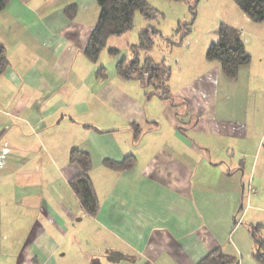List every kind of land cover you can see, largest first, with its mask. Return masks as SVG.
<instances>
[{"label": "crops", "instance_id": "0c3cea01", "mask_svg": "<svg viewBox=\"0 0 264 264\" xmlns=\"http://www.w3.org/2000/svg\"><path fill=\"white\" fill-rule=\"evenodd\" d=\"M58 1L10 0L0 12V47L9 63L0 76V264H56L64 242L61 257L68 255V235L58 232L64 223L55 224L44 199L50 232L43 231L36 202L39 183L42 197L52 195L56 175L69 189L66 199L80 206L69 186L79 174L69 163L73 147L91 158L99 209L92 217L94 236L84 237L97 246L78 250L71 263L198 264L220 250L238 264H259L248 226L261 225L264 238V156L257 155L264 150L263 59L255 86L252 60L229 81L205 59L191 75L178 72L180 82L169 77L167 99L112 73L101 79L90 72L81 87L73 65L99 8L95 0H70L78 10L72 21L63 11L69 1ZM243 16L247 21L236 14ZM227 25L239 31L245 47L240 25ZM69 94L75 100L71 114L65 112ZM74 115L84 120L69 122L80 138L65 143V121ZM127 157L128 169L104 164ZM69 208V221L79 223ZM23 219L35 224L36 236L7 235Z\"/></svg>", "mask_w": 264, "mask_h": 264}, {"label": "rangeland", "instance_id": "374dc122", "mask_svg": "<svg viewBox=\"0 0 264 264\" xmlns=\"http://www.w3.org/2000/svg\"><path fill=\"white\" fill-rule=\"evenodd\" d=\"M64 1L65 3L69 1V3L63 8L65 14L66 6L69 4L73 5L74 2L70 0H59L58 2L63 4ZM146 2L149 5V10H147L149 16L148 20L144 19L138 12L135 13L132 28L126 34L120 37L112 38V43H110L111 39L108 40L105 49L101 52L96 63L93 64L89 62L83 55L76 56L73 68H75L74 71L77 72V74L81 72L80 76L76 75V78L79 77L80 81L82 80L80 84L81 87L85 86L90 72H93L95 75L100 68L104 69L105 77L107 79H109L111 73L116 74V63L119 60L128 59L130 57V47L138 45L139 34L147 28H154V30L157 31L153 36L154 46L148 52L141 53L139 58L141 61L145 58H149L156 63L163 62L170 70V80L179 81L176 79L178 72H180V76L181 74L184 76L189 75L190 73L193 74V72L195 73L199 71V69L201 70L208 47L216 41L215 32L218 29V26L221 23L227 25V20L240 25L242 31L241 36L246 47V52L251 56L252 60L249 78H251V76H255L257 71L256 68L259 67L262 59L264 61L263 25L252 23L249 20L246 21L244 16L241 17V19L237 18L236 14L242 16V13L238 10L234 0H198L196 18L192 25V31L184 37L181 34H177L176 31L179 26H181L182 31H184V27L191 22L190 6L194 4V0H188L186 2H175L171 0H146ZM53 7L56 8L57 6L53 4ZM67 9H69L67 11V16L74 13L77 15L78 10L76 6H71ZM74 19L72 21H75ZM244 21L246 23H244ZM260 35L263 36L262 40ZM110 49L117 50L118 55L116 57H111L109 55ZM255 83L256 80L254 77L252 85L255 86ZM74 101L75 100L72 98L71 94H69V98L65 95V112H69L68 114L73 112ZM81 119L82 118H79L78 115H74V117L72 116L71 121L70 119L65 121V125L67 124V126H65V143H72V141L80 138V133L78 135L73 126L77 125V123H83L84 120L81 122ZM69 122L74 125H69ZM85 127H90L87 122H85ZM259 151H261L263 157L264 150H258L257 155ZM245 167H251V159L246 161ZM52 186L53 194L44 193V197H42L40 193L42 191V185H40V183L38 185L37 189L39 193L36 204L38 206L37 215L39 220L36 222H38L43 231H47L48 233L50 232V227L45 226L46 223H50L49 218L46 217V215L44 216L43 211L41 210L43 207V200L45 199L47 209L52 208L53 215H56L53 218L55 220V224L61 226L60 220L64 223V225L60 228L64 234L63 232L58 231L59 234L61 233L63 236L66 232L68 235L67 240L70 241L68 246H66L68 248V255L61 257V255L65 252L64 242L62 245L64 247H62L59 253H56L54 256L55 263L73 264L71 263L73 261L71 256L73 255V257H76V253L80 252L78 250L82 249L81 253H85L94 250L93 248L97 246L93 243L86 244L84 239L86 236H94L95 224L93 223V218L90 216L81 218L84 213H80L81 211L78 202L73 197L75 202L73 200L72 205L66 199L68 198V193L66 191L69 189H66V184L64 186L62 180L56 175L52 179ZM62 188H65V194L62 193ZM61 202L65 203L63 206L64 208L62 207ZM65 208L66 210H64ZM68 208L71 210L72 215H74L77 219H81L79 223L75 222L73 225L69 221V217L67 215ZM22 214L24 215V211ZM58 216H60L59 219L57 218ZM65 224H67L68 230L65 228ZM12 227L6 229L7 235L19 233L21 235L26 234L27 237H34L37 233L35 230V224L30 225V221L25 219H23L22 222L20 221L18 225L14 224ZM53 234H56L55 231ZM53 239L55 240V245H59L61 243L60 237L56 236ZM75 262L76 260L74 263Z\"/></svg>", "mask_w": 264, "mask_h": 264}, {"label": "trees", "instance_id": "16d2710c", "mask_svg": "<svg viewBox=\"0 0 264 264\" xmlns=\"http://www.w3.org/2000/svg\"><path fill=\"white\" fill-rule=\"evenodd\" d=\"M175 2H186L188 0H171ZM197 1L190 6L191 22L184 27H178L176 33L183 37L192 31V25L196 18ZM10 0H0V12L8 5ZM238 9L255 24L264 23V0H234ZM99 8V14L93 31L84 49V57L91 63H96L101 52L105 49L107 42L112 37H120L126 34L133 26L135 13H139L144 19L148 20L147 10L149 5L146 0H95ZM65 8V15L69 7ZM75 13L67 16L70 20L75 18ZM157 31L144 29L139 34L138 45L131 46V55L127 59L119 60L116 63V75L125 80H134L145 84V87L154 93H159L160 97L167 99L169 95L170 70L163 62L156 63L149 58L141 61L140 54L148 52L153 46V36ZM216 41L212 43L205 54L208 62L219 65L222 75L229 81L237 78L239 69L247 66L251 62V56L246 52L240 39L239 31L225 24H220L215 32ZM173 45V44H172ZM111 57H116L118 51L109 50ZM9 66L5 51L0 47V76L5 73ZM98 78L105 79L104 69L100 68L96 73ZM69 163L79 168V174L69 180V186L75 194L84 213L94 217L99 209L98 200L89 178L92 169L90 156L73 147L69 151ZM131 158L120 164L105 161L104 164L110 169H128L131 167ZM249 233L253 239L254 250L253 258L259 264H264V238L262 226H248ZM198 264H238V260L230 255H224L220 250L209 253Z\"/></svg>", "mask_w": 264, "mask_h": 264}, {"label": "built area", "instance_id": "2783aa9c", "mask_svg": "<svg viewBox=\"0 0 264 264\" xmlns=\"http://www.w3.org/2000/svg\"><path fill=\"white\" fill-rule=\"evenodd\" d=\"M251 191V190H250Z\"/></svg>", "mask_w": 264, "mask_h": 264}]
</instances>
